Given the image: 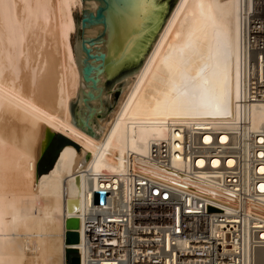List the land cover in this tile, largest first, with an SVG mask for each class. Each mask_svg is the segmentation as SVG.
<instances>
[{
    "label": "bare ground",
    "instance_id": "1",
    "mask_svg": "<svg viewBox=\"0 0 264 264\" xmlns=\"http://www.w3.org/2000/svg\"><path fill=\"white\" fill-rule=\"evenodd\" d=\"M257 4L177 0L126 80L99 142L71 120L81 80L70 39L81 1L0 0V264H67L66 249L78 244L66 245V221L78 219L91 176L123 171L127 155L154 173L144 157L151 140L165 137V123H235L243 26L259 20ZM164 7V0H106V75L145 44ZM250 115L255 128L264 126V103ZM49 131L81 149L65 146L52 169L38 175ZM70 200L79 210L68 211Z\"/></svg>",
    "mask_w": 264,
    "mask_h": 264
},
{
    "label": "built area",
    "instance_id": "2",
    "mask_svg": "<svg viewBox=\"0 0 264 264\" xmlns=\"http://www.w3.org/2000/svg\"><path fill=\"white\" fill-rule=\"evenodd\" d=\"M243 26L239 115L165 123L141 171L91 176L78 216L80 264H264V0ZM96 194L99 203H96ZM85 206V208H84Z\"/></svg>",
    "mask_w": 264,
    "mask_h": 264
},
{
    "label": "water",
    "instance_id": "3",
    "mask_svg": "<svg viewBox=\"0 0 264 264\" xmlns=\"http://www.w3.org/2000/svg\"><path fill=\"white\" fill-rule=\"evenodd\" d=\"M82 2L83 24L74 38L81 89L73 124L100 142L106 104V0H82ZM55 136L56 133L48 132L46 141L43 142L41 158L53 143ZM77 184L80 186L79 177ZM96 203H99L98 194H96ZM79 208L78 200L67 202L69 212L77 211ZM79 227V219H67L66 245L79 244L80 235L77 231ZM77 254V249H66V263L71 261V264H80Z\"/></svg>",
    "mask_w": 264,
    "mask_h": 264
},
{
    "label": "rangeland",
    "instance_id": "4",
    "mask_svg": "<svg viewBox=\"0 0 264 264\" xmlns=\"http://www.w3.org/2000/svg\"><path fill=\"white\" fill-rule=\"evenodd\" d=\"M80 1H81L82 6L77 7L73 10V20H74L75 28L71 35V39H70L76 62H77V58H76L75 49H74V38L83 24V2L82 0ZM176 1L177 0H164L165 7H164V11L161 16L162 19L158 27L154 29L150 37H148L149 39H147L145 44L133 55V57L125 65L116 69L110 75H106V104H105L103 122L110 116V114L113 112L114 108L116 107L119 101V98L122 95V88L124 87L126 80L130 77V75L132 76V74L136 71V69L140 66V64L144 61L146 56L151 51L155 43V40L165 20L167 19L172 9L174 8ZM107 63H108L107 65L111 63L110 59H108ZM80 89H81V85H80L77 95L73 97L71 101V120L72 122H74L76 104H77L78 96L80 93ZM54 140H57L56 150L53 151L51 155L43 157L38 161L37 167H38L39 174H40V170H44L45 168L51 166L54 159L55 161L57 160L59 153H60L59 150L61 146L64 145L66 141H71L70 139H68L66 136H64L61 133H56ZM71 142L76 145V148L78 150L81 149L78 144H76L73 141ZM68 264H71V261Z\"/></svg>",
    "mask_w": 264,
    "mask_h": 264
},
{
    "label": "trees",
    "instance_id": "5",
    "mask_svg": "<svg viewBox=\"0 0 264 264\" xmlns=\"http://www.w3.org/2000/svg\"><path fill=\"white\" fill-rule=\"evenodd\" d=\"M68 145L76 147V145L74 143H72L71 141H66L65 144L61 146L59 151H61L65 146H68ZM56 148H57V140H54L53 143L51 144V146L48 148V150L44 154L45 156H43V157L51 155V153L53 151H55ZM54 162H55V159H54L53 163L51 164V166L45 168L44 170H40V175L48 173L52 169Z\"/></svg>",
    "mask_w": 264,
    "mask_h": 264
}]
</instances>
